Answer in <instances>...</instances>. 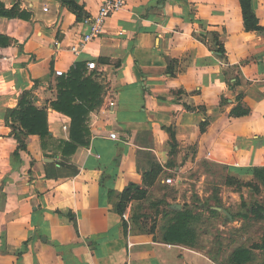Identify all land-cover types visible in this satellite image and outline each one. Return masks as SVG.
<instances>
[{
	"label": "crops",
	"instance_id": "1",
	"mask_svg": "<svg viewBox=\"0 0 264 264\" xmlns=\"http://www.w3.org/2000/svg\"><path fill=\"white\" fill-rule=\"evenodd\" d=\"M71 1L79 19L57 0H0L30 14L0 17L10 40L0 47V264H231L241 247L158 241L128 222L131 204L120 210L128 187L141 189L154 168L152 188L165 184V172L179 171L172 161L193 154L243 186L264 168V0H251L259 31L244 28L240 0H125L79 58L69 47L105 0ZM87 62L103 87L89 146L66 159L29 136L14 159L5 111L31 91L51 136L67 141L70 119L50 108L54 73ZM243 249L247 264H264V248Z\"/></svg>",
	"mask_w": 264,
	"mask_h": 264
},
{
	"label": "rangeland",
	"instance_id": "2",
	"mask_svg": "<svg viewBox=\"0 0 264 264\" xmlns=\"http://www.w3.org/2000/svg\"><path fill=\"white\" fill-rule=\"evenodd\" d=\"M89 72L93 74L95 70ZM172 154L175 157L178 151ZM186 160L182 158L177 164L172 161L179 165L178 173L165 172L163 175L165 180L173 179L171 185H156L149 188L144 199H129L123 204V209L131 204L128 222L134 225L136 231L153 235L161 241L174 220V211L182 207L190 214L188 239L198 245H208L210 251L222 249L227 253L234 247L259 249L264 246V219L250 212L252 205L264 208V188L252 192L235 181L227 184V174L220 165L211 164L195 154L189 157L188 162ZM208 207L221 211L211 214ZM222 211L235 216V221L228 222Z\"/></svg>",
	"mask_w": 264,
	"mask_h": 264
},
{
	"label": "trees",
	"instance_id": "3",
	"mask_svg": "<svg viewBox=\"0 0 264 264\" xmlns=\"http://www.w3.org/2000/svg\"><path fill=\"white\" fill-rule=\"evenodd\" d=\"M57 1L76 13L78 19L80 18L79 8L74 2L71 0ZM240 4L246 31H259L260 28L254 11L252 10L251 0H240ZM0 17L28 21L30 14L25 10H21L17 4L11 8H6L0 2ZM9 44L10 40L0 35V47H5ZM216 54L224 56V51L219 45L216 49ZM92 77L93 74L88 75L86 67L78 63L69 71L66 77L58 78L57 99L50 104V108L52 111L70 119L67 141L57 140L51 136L48 130V111L45 108L36 106V99L32 92L23 91L20 94L17 105L13 109H7L3 117L5 126L10 130V137L17 144L14 159H19V151H26V140L29 136H38L45 152L60 155L66 159L71 158L78 147L89 146V126L92 121L91 113L99 107L103 92V87L95 82ZM168 133L173 143L174 135L169 130ZM159 174L160 169L154 168L144 176L141 189L132 186L128 187L122 195L123 204L129 199H143ZM253 176L254 182L248 183L246 186L249 187L250 191L256 192L259 188H264V168L254 169ZM233 181L238 182L227 176V184ZM123 204L121 205L120 214L124 210L122 207ZM241 206H244L243 202ZM207 210L211 214H218V211L212 207H208ZM250 212L255 217L264 219V208L262 206L252 205V211ZM174 214V220L170 222L171 224L166 229L164 237L162 238L166 243H177L188 238L189 231L187 226L190 218L189 212L182 208L181 210L174 211ZM237 216H241V214ZM230 217L231 220L228 217L226 218L228 222L235 221V216L230 215ZM260 248H264V246ZM250 257L247 249L240 248L233 253L231 264H247Z\"/></svg>",
	"mask_w": 264,
	"mask_h": 264
},
{
	"label": "built area",
	"instance_id": "4",
	"mask_svg": "<svg viewBox=\"0 0 264 264\" xmlns=\"http://www.w3.org/2000/svg\"><path fill=\"white\" fill-rule=\"evenodd\" d=\"M125 5V0H105L99 7L97 13L93 16L87 17L83 21V25L88 28L87 33L82 35L78 42L69 47L70 52L75 58H79L83 49L92 41L99 39L105 29L106 21L112 17L116 12L121 10ZM46 10V9H45ZM54 49L59 50L60 44L55 42L53 44ZM87 71L96 70L97 66L93 62H87L85 64ZM55 76L58 78L66 77L67 73L63 71H55ZM65 129V127H63ZM173 183L172 178L165 180V184L171 185ZM127 221V217L123 216Z\"/></svg>",
	"mask_w": 264,
	"mask_h": 264
},
{
	"label": "water",
	"instance_id": "5",
	"mask_svg": "<svg viewBox=\"0 0 264 264\" xmlns=\"http://www.w3.org/2000/svg\"><path fill=\"white\" fill-rule=\"evenodd\" d=\"M47 161L48 162H53V158H48ZM175 207H177L178 209L180 208L179 206H175ZM216 210L219 211V212L221 211L220 209H216ZM222 212L230 218V216L228 215V213H226L225 211H222Z\"/></svg>",
	"mask_w": 264,
	"mask_h": 264
}]
</instances>
